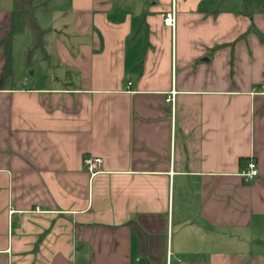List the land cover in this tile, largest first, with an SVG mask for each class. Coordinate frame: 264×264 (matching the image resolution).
<instances>
[{"label":"crops","instance_id":"0c3cea01","mask_svg":"<svg viewBox=\"0 0 264 264\" xmlns=\"http://www.w3.org/2000/svg\"><path fill=\"white\" fill-rule=\"evenodd\" d=\"M253 2L47 0L52 68L31 86L2 83L0 46V264H264Z\"/></svg>","mask_w":264,"mask_h":264},{"label":"trees","instance_id":"16d2710c","mask_svg":"<svg viewBox=\"0 0 264 264\" xmlns=\"http://www.w3.org/2000/svg\"><path fill=\"white\" fill-rule=\"evenodd\" d=\"M47 0H11V9L9 16V26L7 33L0 38V46L4 63L2 66V83L11 82L13 68L11 48L14 37L22 32L25 28H29L31 32V42L24 51V61L30 64L35 53L43 59H48V53L45 51L42 43L44 34L50 28L40 27L37 23L36 13L39 9H43ZM252 8V0H242V10L249 14ZM259 40L264 44V34L257 32Z\"/></svg>","mask_w":264,"mask_h":264},{"label":"rangeland","instance_id":"374dc122","mask_svg":"<svg viewBox=\"0 0 264 264\" xmlns=\"http://www.w3.org/2000/svg\"><path fill=\"white\" fill-rule=\"evenodd\" d=\"M151 3L153 0H146ZM254 5L264 4V0H254ZM39 9L38 11H40ZM37 11V12H38ZM38 23L40 26H47L51 23L50 14L47 12L38 13ZM49 36V35H48ZM44 38V36H43ZM42 38V43H43ZM47 37V42H48ZM31 42V32L29 28H25L22 32L17 34L12 42L11 57H12V68L16 81H21L27 86H31L36 78L39 76L41 70L46 68H52L48 66L46 59L41 58L38 53H35L29 65L24 61V51L28 44ZM44 47V45H43ZM46 51V50H45ZM26 77L27 80H21V77Z\"/></svg>","mask_w":264,"mask_h":264},{"label":"built area","instance_id":"2783aa9c","mask_svg":"<svg viewBox=\"0 0 264 264\" xmlns=\"http://www.w3.org/2000/svg\"><path fill=\"white\" fill-rule=\"evenodd\" d=\"M164 22L169 25L171 28L174 27V22H175V12L174 8L171 7L170 10L166 11L164 13ZM174 98V90L172 89L170 91V95L167 98L168 100H173ZM100 162V157L98 156H84L83 157V163L85 167L91 172V174L95 173L97 171V166L99 165ZM258 173V170L254 164L253 161H248L246 164L245 169L241 172V175L244 180H250L253 177H255ZM167 261L166 264H170L169 257L167 254Z\"/></svg>","mask_w":264,"mask_h":264}]
</instances>
